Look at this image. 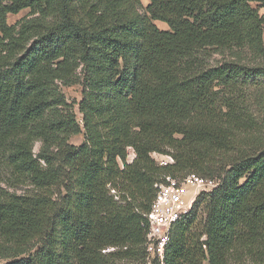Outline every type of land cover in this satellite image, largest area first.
<instances>
[{
	"label": "trees",
	"instance_id": "16d2710c",
	"mask_svg": "<svg viewBox=\"0 0 264 264\" xmlns=\"http://www.w3.org/2000/svg\"><path fill=\"white\" fill-rule=\"evenodd\" d=\"M143 7L0 0L5 264H148L144 225L156 186L189 174L221 184L174 227L165 264H264V141L245 135L255 118L232 96L264 67L206 69L196 56L207 48L264 56V0ZM24 10L32 19L9 25ZM73 86L80 102L64 94ZM153 154L174 163L160 166ZM19 187L32 190L11 191Z\"/></svg>",
	"mask_w": 264,
	"mask_h": 264
},
{
	"label": "rangeland",
	"instance_id": "374dc122",
	"mask_svg": "<svg viewBox=\"0 0 264 264\" xmlns=\"http://www.w3.org/2000/svg\"><path fill=\"white\" fill-rule=\"evenodd\" d=\"M144 5L142 12H145L146 7L149 5V0H142ZM255 6V5H254ZM256 7V6H255ZM30 11L24 10L18 15L9 16V25H15L23 23L24 20H30L32 17L29 16ZM260 15L264 16V9L260 10ZM161 30H169L168 26L161 23H155ZM20 27H18L19 29ZM199 58V65L206 69L219 67L223 64H238L248 68L264 67V56L257 55L250 48H230V49H219V48H207L200 50L197 55ZM237 93L232 96L240 97L241 101L245 102L247 108L251 111L255 118L256 126L255 129L245 133V135H252L258 137L264 141V77L250 79L238 86ZM64 94L69 102H80L81 101V88L79 86H73L69 88H63ZM77 118L81 121L82 117L76 110ZM84 141L82 135L71 139V143L74 145H81ZM41 148V143L34 145V153L38 154ZM153 159L160 165L164 161H168L170 156H163L159 154H153ZM165 157V160L163 159ZM135 158V153L129 151L128 161L131 163ZM167 159V160H166ZM172 165V164H169ZM165 167V165L163 166ZM4 187V185L0 184ZM32 189L19 187L11 189L18 194H26L31 192ZM200 196V195H199ZM7 261L0 259V264H5Z\"/></svg>",
	"mask_w": 264,
	"mask_h": 264
},
{
	"label": "built area",
	"instance_id": "2783aa9c",
	"mask_svg": "<svg viewBox=\"0 0 264 264\" xmlns=\"http://www.w3.org/2000/svg\"><path fill=\"white\" fill-rule=\"evenodd\" d=\"M173 163V159L169 158L160 163V166ZM220 184L221 180L218 179L189 174L184 177H166L162 184L156 186L157 193L144 225L147 230L145 248L148 264H165V253L174 227L191 214L201 193H211Z\"/></svg>",
	"mask_w": 264,
	"mask_h": 264
},
{
	"label": "water",
	"instance_id": "95a60500",
	"mask_svg": "<svg viewBox=\"0 0 264 264\" xmlns=\"http://www.w3.org/2000/svg\"><path fill=\"white\" fill-rule=\"evenodd\" d=\"M204 245H205L206 247H207V245H208V243H207V241H206V240L204 241Z\"/></svg>",
	"mask_w": 264,
	"mask_h": 264
}]
</instances>
